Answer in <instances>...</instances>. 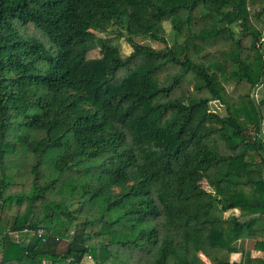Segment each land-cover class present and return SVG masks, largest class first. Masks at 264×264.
I'll return each mask as SVG.
<instances>
[{"label": "trees", "instance_id": "16d2710c", "mask_svg": "<svg viewBox=\"0 0 264 264\" xmlns=\"http://www.w3.org/2000/svg\"><path fill=\"white\" fill-rule=\"evenodd\" d=\"M85 258L264 264V0H0V264Z\"/></svg>", "mask_w": 264, "mask_h": 264}, {"label": "rangeland", "instance_id": "374dc122", "mask_svg": "<svg viewBox=\"0 0 264 264\" xmlns=\"http://www.w3.org/2000/svg\"><path fill=\"white\" fill-rule=\"evenodd\" d=\"M164 28H165V32H166V36L168 38V42L169 44L172 43V39H173V33H172V29H171V24L169 21H166L164 22ZM138 42H142V43H147L149 44L150 46H152L153 48L155 49H159V48H163V44L161 43H158V42H152V41H141V40H138ZM115 44L120 48V50L122 51V53L124 54H128L129 52H131L132 48L127 44V42H125L123 39L121 40H115ZM98 50H93L91 51L89 54H88V57L89 58H93V57H97L98 56ZM210 108L212 111L220 114L221 116L225 115V109L223 106L219 105L218 103H211L210 104ZM200 185L206 189V190H211L210 187H208V185L203 181L200 183ZM229 214H238V210H234V211H230V212H227L226 215H229ZM65 245H66V242H62L60 245H59V248H58V251H63L64 248H65ZM246 245V244H245ZM249 248L250 245H247L246 248ZM254 256H258V255H261V253H252ZM240 255H234L232 258H236V259H239ZM203 258V257H202ZM204 259V258H203ZM83 264H92L91 261L89 260V258H85L84 261H83Z\"/></svg>", "mask_w": 264, "mask_h": 264}, {"label": "built area", "instance_id": "2783aa9c", "mask_svg": "<svg viewBox=\"0 0 264 264\" xmlns=\"http://www.w3.org/2000/svg\"><path fill=\"white\" fill-rule=\"evenodd\" d=\"M39 233L41 234V231H39Z\"/></svg>", "mask_w": 264, "mask_h": 264}, {"label": "crops", "instance_id": "0c3cea01", "mask_svg": "<svg viewBox=\"0 0 264 264\" xmlns=\"http://www.w3.org/2000/svg\"><path fill=\"white\" fill-rule=\"evenodd\" d=\"M233 259H236V258H233Z\"/></svg>", "mask_w": 264, "mask_h": 264}]
</instances>
